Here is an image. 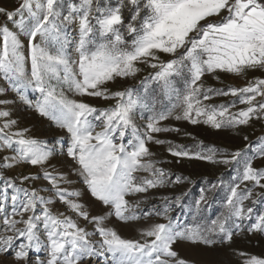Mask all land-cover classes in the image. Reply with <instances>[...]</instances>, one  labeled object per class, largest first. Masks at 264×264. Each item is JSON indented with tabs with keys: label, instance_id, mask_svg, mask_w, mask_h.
Instances as JSON below:
<instances>
[{
	"label": "snow or ice",
	"instance_id": "obj_1",
	"mask_svg": "<svg viewBox=\"0 0 264 264\" xmlns=\"http://www.w3.org/2000/svg\"><path fill=\"white\" fill-rule=\"evenodd\" d=\"M140 65L151 69L140 81L143 93L108 87L136 77ZM249 70H264V0H17L12 9L0 6V152L9 153L0 169H40L19 183L0 171V255H11L13 264H98L101 257L109 264H195L179 249L202 247L228 248L237 264H264V254L232 248L237 237L264 235V211H254L264 205V167L254 166L264 160V137L228 152L203 142L192 151L154 135L179 132L163 126L170 119L217 130L264 120V78L228 88L203 80ZM69 92L114 103L99 108ZM218 96L234 99L211 103ZM20 110L65 130L66 146L31 136L13 118ZM150 144H167L177 163L224 165L235 177L226 187L223 179L209 181L191 204L185 191L149 205L151 190L194 183L162 167L170 161L155 158ZM57 155L75 163L101 214L90 215L82 192L61 186L72 181L47 169ZM40 179L48 186H24ZM220 192L226 193L223 210L211 218L206 213ZM57 202L92 230L54 212ZM186 204L190 223L174 215ZM110 218L139 223L137 238L123 237Z\"/></svg>",
	"mask_w": 264,
	"mask_h": 264
},
{
	"label": "rangeland",
	"instance_id": "obj_2",
	"mask_svg": "<svg viewBox=\"0 0 264 264\" xmlns=\"http://www.w3.org/2000/svg\"><path fill=\"white\" fill-rule=\"evenodd\" d=\"M17 0H0V6L12 9L16 6ZM162 59H167V57H162ZM141 71L137 73L136 77L129 78H117L114 82H110L108 87L112 91L123 90L125 88L135 89L137 92L143 93L144 85L140 81L151 71L144 65H140ZM216 75L219 79L214 78L212 74L206 75L203 80L206 86L213 88H228L231 87H243L249 80L255 78H264V70H249L242 76H235L229 73L217 72ZM0 84L3 81L0 80ZM70 98L77 100H84L99 108L108 107L113 101H104L101 98L94 97H79L75 96L73 93H68ZM234 98L231 96L215 97L211 103L222 104L230 103ZM164 104H168L165 100ZM171 107V105H169ZM244 107L237 103V108ZM235 110V109H233ZM19 120L20 127H28L30 135L36 137L49 146L56 143L57 141H62L63 145L66 146L68 142V136L65 130L58 129L54 124L47 121L44 118H40L37 114L30 111H16L14 117ZM163 126L179 128V132H164L154 134L158 139H163L166 141H172L174 144L185 145L192 151H199V142H203L206 146H216L221 151L227 150L228 152L235 151L237 149H242L245 145L251 142L255 145L260 137H264V120L257 121L252 120L250 125L241 126L237 129H212L206 125H192L186 121H177L175 119H170L162 122ZM247 136L248 141H244L243 137ZM58 147L60 145H57ZM151 150L156 153L157 159L161 161H170V163H162L161 166L177 175H182L189 177L194 183H185L176 185L171 188L155 189L151 190L149 193L150 199L148 204L159 203L160 197L164 195L171 196L173 194H180L181 192H188L187 201L191 204L192 201L198 196L200 190L208 186L209 181L217 182L218 179H223L224 187L230 182L231 178L235 177V173L231 172L229 168L224 165H214L208 163L207 161H199L195 159L181 158L179 163L176 162L177 158L171 157L167 152V144L164 145H149ZM9 154L7 152H0V161L3 157ZM254 166L261 168L264 167V160L257 159L254 161ZM49 171L55 170L56 172L64 174L67 179L72 181L71 185L62 184V187H67L69 190H79L82 192L80 197V202L85 205V210H87L90 215H97L103 212V206L94 200L90 194L85 190V186L82 181L77 176L75 168L77 167L70 158L63 155H57L53 157L48 165H46ZM3 174L7 177H11L19 183V178L23 175L36 174L40 171L38 167L32 166H17L11 169H0ZM137 175H146L145 173H137ZM26 187H45L47 181L43 179L33 181L30 184L25 183ZM243 187V186H242ZM190 190V191H189ZM47 195V193H41ZM226 193L220 192L219 198L213 197L212 206L208 209L206 215L215 218L219 215L220 211L223 210V196ZM247 203V202H246ZM147 205H142L146 207ZM53 207L54 212H64L66 215H71L73 219L77 220V223L82 227H87L89 231L92 230L93 226L88 224L81 218L75 216V214L66 210V206L62 203L57 202ZM254 211H264V205H257ZM174 215L179 216L182 223H190L194 217L188 213L187 204L185 205L184 211L181 212L179 209L176 210ZM109 226L115 227L117 231L125 238H137V225H124L117 222L115 218H110ZM2 230V226H0ZM95 239V238H94ZM251 241V243H249ZM232 248L244 250L252 254H264V235L259 233H253L248 236V239L237 237L232 245ZM182 256H186L193 260L195 264H237V258L234 256L232 251L228 248H215V249H205V248H192V247H181L179 249ZM36 257L33 256V259ZM41 259L44 258L41 254ZM0 264H13V259L11 255H0ZM98 264H109V262L101 257L99 258Z\"/></svg>",
	"mask_w": 264,
	"mask_h": 264
}]
</instances>
